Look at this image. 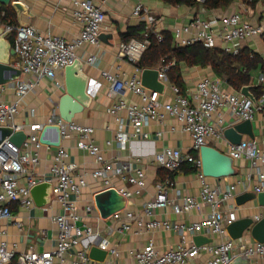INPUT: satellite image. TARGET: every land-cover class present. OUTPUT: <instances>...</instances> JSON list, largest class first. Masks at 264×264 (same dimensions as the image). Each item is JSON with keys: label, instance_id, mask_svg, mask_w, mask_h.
I'll return each instance as SVG.
<instances>
[{"label": "built area", "instance_id": "2783aa9c", "mask_svg": "<svg viewBox=\"0 0 264 264\" xmlns=\"http://www.w3.org/2000/svg\"><path fill=\"white\" fill-rule=\"evenodd\" d=\"M71 1L74 5L72 18L80 24L79 33L71 40H65L57 35L41 34L32 25L13 26L3 21L5 12L0 3V26H5L13 33L11 44L15 59L10 64L20 70L17 79L0 84V126H11L15 131L24 130L23 125L15 123L24 97L34 90L42 79H54L57 70H62L75 59H79L76 51L82 50L85 45L95 49L100 46V35L104 29L101 4L93 3L91 0ZM118 1L133 3L132 16L144 23V31L140 38L121 42L117 48V56L133 65V72L129 76L125 77V73L119 71L101 70V75L108 82L107 96L112 99L107 111L115 117L119 126L114 142L118 148L124 149L132 139L138 137L146 139L149 133L145 128L152 121L161 123L168 116L175 118L181 130L189 135L191 149L197 154L194 156L192 153H182L177 148H163L151 155L150 161L156 168L175 171L185 163L193 165L200 187L197 196L184 195L176 200L168 195L170 183L166 180L157 186L154 198L144 203L143 212L146 216H151L154 209L170 207L175 214L183 215L192 210H199L202 205L209 208L201 219L188 224L155 218L144 221L142 218H135L131 211H126L123 215H120L119 211L114 213L113 216L115 220H119L122 230H129L131 221L135 220L140 230L145 232L173 230L180 239L175 247L159 252L154 240L148 238L142 249L131 252L133 261L130 264H186L201 254L206 255L201 264H229L239 255L248 259L264 257V242L252 239L249 229L239 239L230 237L226 227L237 219L236 207L230 205L227 211L222 209L226 203L234 200L238 184L246 191L255 178L252 191L254 193L264 191V148L259 147L254 140H241L233 144L223 135V111H227L238 120H250L255 109L259 108L264 112V93L254 100L246 96L240 97L225 89L220 78L204 76L191 90H186L183 94L178 86L169 82L167 76V70L173 65V61L166 62L161 59L158 67H155L158 70V80L165 85L164 91L168 87L174 95L171 101L161 100L160 96L163 93L141 84L142 69L136 65L149 45V35L154 34L157 41L163 38L161 32L157 30V17L142 0ZM171 32L177 45L187 46L201 42L211 48L221 42L225 51L237 54L239 45L235 43L236 41L252 37H259L264 41V0H261L255 21L245 20L240 11L209 18L195 15L186 24L173 26ZM97 60L96 54H87L88 63L96 64ZM117 69L118 66L115 67V70ZM121 74L124 76L121 77ZM6 88L12 89L16 96L11 102L2 98ZM122 91L134 94L138 98L137 101L124 99ZM120 111L125 112L124 118L129 123L130 131L123 129L124 118L119 116ZM29 114L33 116L34 109H30ZM44 125H59L61 137L75 138L76 147L92 156L99 166L89 172L79 171L78 164L68 159L67 151L60 145L55 147L56 153L48 176H35L24 167V163L32 162L34 165L39 163L37 150L43 145L39 142V132ZM25 132L27 137L20 147L12 144L8 138L0 144V236L5 234L1 227L3 221L13 222L18 230H22L23 227V223L13 215L10 204L16 203L20 208H30L33 205L30 189L36 184L47 182L52 185V200L61 207V211L52 217L57 228L56 243L54 248L47 251L37 252L31 248L17 254L15 248H9L7 242L1 240L0 264H63L67 255L71 256L70 264H89L88 248L70 252L82 244L84 239L93 235L91 227L81 228L77 225L79 215L76 200L88 185L87 176L99 180L103 185L102 190L114 187L111 179L118 178L120 181L135 185L137 194L144 186V171L140 167L132 169L129 163L117 159H105L101 148L95 142L92 126L79 124L73 120L64 121L57 113H51L43 122H32ZM220 140H225L223 152L233 161L244 158L249 162V171L245 178L227 184L224 188L212 185L208 181V177L201 172L199 159L201 146L215 147L214 144ZM110 143L106 142L107 145ZM135 161L139 159L136 158ZM21 178H25V184L21 183ZM117 191L125 199H129L134 193L123 188ZM177 195L180 196V193L177 192ZM86 209L91 211L92 207L87 206ZM263 217L264 205L250 218L254 223ZM199 234L211 238L212 241L200 246L193 242L188 243L189 236ZM96 245L112 254L116 253L106 238L99 240Z\"/></svg>", "mask_w": 264, "mask_h": 264}, {"label": "crops", "instance_id": "0c3cea01", "mask_svg": "<svg viewBox=\"0 0 264 264\" xmlns=\"http://www.w3.org/2000/svg\"><path fill=\"white\" fill-rule=\"evenodd\" d=\"M22 4V11L17 13L10 6L9 21L11 25H32L41 34H51L62 37L65 40H71L80 30V24L72 18V10L74 5L71 0H19ZM93 3H100L104 14V29L101 32L100 46L93 48L85 45L82 50L76 51L79 59L83 62V71L88 76V92L91 95L90 105L81 113L74 116L73 121L92 126L94 128V139L96 144L101 148L103 157L107 160H118L129 163L132 169L140 167L144 171V186L140 189V193L135 194L137 187L126 181H120L118 178H112V185L116 190L123 188L134 192L129 199H125V207L118 213L123 215L126 211H131L135 218H142L148 221L151 218L158 220H167L169 222H184L186 224L197 219H201L205 213L209 211L208 206L202 205L199 210H192L183 215L175 214L170 207L165 209H154L151 216H146L143 212L144 203L154 198L157 186L169 181L168 195L176 200L184 195L197 196L200 182L197 178V172L186 170L189 163H185L181 168L175 171H169L163 168H156L150 161L153 153L163 148H177L182 153H194L191 149V139L189 135L181 130L177 120L173 117H166L161 123L152 121L145 131L149 133V137L144 139L138 137L132 139L129 144L120 149L114 142V137L119 129L118 123L114 116L107 111L112 104V99L107 96L108 82L101 75V70L119 71L125 73V77L133 72V65L121 60L117 56V48L119 43L128 41L131 38H140L142 32L137 35L129 36L127 32L131 27L144 26V23L133 17L131 8L132 2H122L118 0H91ZM263 1V0H262ZM143 4L148 6L157 17V30L160 32H171L175 25H182L189 22L195 15H201L204 18L211 16L219 17L235 11H240L245 20L255 21L257 13L261 7V0L251 5L247 0H234L227 7L216 9H208L202 4L196 6L171 5L164 3L162 0H142ZM203 2V0H200ZM2 7V6H1ZM4 11V9L2 8ZM5 12V11H4ZM8 22V20H6ZM12 43V37H9ZM239 45V51L248 48L251 53H256L257 61L247 69L250 77V93L252 88L260 85L264 88V75L261 70V62L264 61V41L259 37L247 38L236 41ZM173 45H177L173 41ZM222 48L221 42L217 46ZM223 49V48H222ZM238 51V52H239ZM96 54L98 57L96 64H90L86 61L87 54ZM231 53V52H230ZM12 57L10 58V63ZM137 64V63H136ZM159 65V64H158ZM157 65V67H158ZM118 69L115 70V67ZM182 82L184 85L181 93L191 90L196 82L204 77H218L210 67L186 66L180 64ZM123 77L124 75H120ZM220 78V77H218ZM169 79V78H168ZM222 85L230 92H234L240 97H244L240 89H234L226 81L220 78ZM61 84L57 86L56 83ZM171 84H174L169 79ZM175 85V84H174ZM64 93V69L57 70L54 79L44 78L39 85L30 91L23 99L19 113L15 117V123L24 126L27 131L32 122H43L51 113H57L58 98ZM263 94V93H262ZM124 99L129 101H137V96L130 92H123ZM173 94L166 87L160 99L163 101H171ZM259 97V96H258ZM258 97H255L257 99ZM2 98L11 102L16 96L12 89L5 90ZM34 109V115L30 116L29 110ZM119 116L124 118L125 112L120 111ZM238 120L223 111V126L228 127ZM123 129L130 131L129 123L123 119ZM252 137L247 134L242 135V140H254L259 147L264 148V112L261 109H255L250 119ZM160 132L158 135L157 133ZM110 141V145L106 142ZM61 145L68 153V159L78 164L79 171L89 172L99 165L84 150L76 147L75 138L64 137ZM214 146L220 150L225 149V140L217 141ZM39 163L34 165L32 162L24 163V167L32 172L35 176H48L50 168L53 164V158L56 153L55 147H47L42 145L37 150ZM138 158L139 161H135ZM191 165V164H190ZM193 166V165H191ZM235 173L232 176L221 178H209L208 181L212 185L224 188L227 184L236 183L243 180L245 174L249 171V162L244 159L233 161ZM88 185L78 199L76 200L77 213L79 220L77 225L81 228L87 226L92 229V237L84 239L82 244L74 247L70 252H75L81 248H88L96 245L99 240L106 238L110 245L115 248L116 253L112 254L107 250V255L103 261H97L90 258L89 264H130L133 261L131 252L142 249L147 243L148 238L154 240L156 249L163 252L169 248L175 247L180 239L173 230H155L145 232L140 230L135 220L131 221L129 230L120 229L119 220H115L113 214L107 218H102L94 204V195L103 189V185L99 180H93L87 176ZM21 183L25 184V178H21ZM255 178L250 182L248 189L245 191L238 184L235 190V196L243 192H253L252 187ZM180 193V196L177 195ZM234 200L226 203L222 209L227 211L230 205L236 207V218L251 217L262 206L256 198L246 201L242 205H237ZM87 206H91V211H87ZM10 209L16 219L23 223L22 230H18L11 221H3L1 227L5 234L0 236V241L5 240L9 248H15L17 254L28 251L33 248L37 252H43L55 247L57 228L52 221V217L61 211L59 203L52 200L42 206L33 205L26 209L20 208L16 203L10 204ZM192 237L187 238L188 243H192ZM206 255L201 254L186 264H201ZM71 256L67 255L63 264H70ZM57 263L58 260L56 259ZM250 264H264V257H255L250 259Z\"/></svg>", "mask_w": 264, "mask_h": 264}, {"label": "water", "instance_id": "95a60500", "mask_svg": "<svg viewBox=\"0 0 264 264\" xmlns=\"http://www.w3.org/2000/svg\"><path fill=\"white\" fill-rule=\"evenodd\" d=\"M1 5H11L17 13L22 11L19 0H0ZM12 30L0 26V84L9 83L20 76V70L10 64V58L14 55V49L10 42ZM101 37V35H100ZM141 84L151 90L163 93L165 85L158 80L156 68H144L140 75ZM88 76L83 71V62L75 59L72 64L64 68V93L57 101V114L64 121H72L74 116L81 113L90 105L91 95L88 92ZM250 86L241 88V93L254 100L250 93ZM252 137L250 120H242L223 130L224 138L230 143L236 144L242 140V135ZM27 134L24 130L15 131L11 126H0V144L8 138L12 144L20 147ZM61 127L59 125H44L39 132V142L46 146L58 147L61 145ZM200 169L204 176L209 178H221L232 176L235 173L233 159L218 150L216 147L204 145L199 148ZM33 202L42 206L50 201L52 185L47 182L34 185L30 189ZM256 198L260 205H264V191L243 192L235 196L237 205H242L250 199ZM94 204L102 218H107L125 207V198L114 188L110 187L98 191L94 195ZM249 229L250 236L255 241L264 242V217L254 222L250 217L237 218L227 225L226 230L232 239H239ZM192 241L196 246L211 242L212 239L204 235H194ZM88 255L91 259L103 261L107 255L105 249L92 245ZM229 264H250V259L241 255L232 259Z\"/></svg>", "mask_w": 264, "mask_h": 264}, {"label": "trees", "instance_id": "16d2710c", "mask_svg": "<svg viewBox=\"0 0 264 264\" xmlns=\"http://www.w3.org/2000/svg\"><path fill=\"white\" fill-rule=\"evenodd\" d=\"M164 3L171 5L196 6L202 4L208 9L227 7L234 0H162ZM258 0H247L251 5L256 4ZM5 11L3 21L11 24L9 21L10 6L2 5ZM144 31V26L131 27L127 35L133 36ZM163 38L157 41L154 34L149 35V45L142 54L137 66L141 69L155 68L161 59L166 62L173 61L167 70V76L180 91L184 85L180 71V64L186 66L210 67L212 72L224 79L234 89H240L242 86L249 85L250 77L247 69L257 61L256 53H251L248 48L241 49L237 54H232L219 47H206L201 42H194L187 46L173 45V38L170 32H161ZM13 37V33L11 34ZM261 70L264 75V61L261 62ZM255 97L264 93V88L260 85L252 88ZM196 156V153H192ZM189 172L195 171V167L190 164L185 165ZM181 168V167H180Z\"/></svg>", "mask_w": 264, "mask_h": 264}, {"label": "rangeland", "instance_id": "374dc122", "mask_svg": "<svg viewBox=\"0 0 264 264\" xmlns=\"http://www.w3.org/2000/svg\"><path fill=\"white\" fill-rule=\"evenodd\" d=\"M10 37H11V35H10ZM12 40H13V37H12ZM14 59H15V56L13 55V56H12V60H14Z\"/></svg>", "mask_w": 264, "mask_h": 264}]
</instances>
